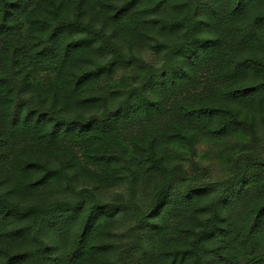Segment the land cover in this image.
Returning <instances> with one entry per match:
<instances>
[{
    "label": "trees",
    "instance_id": "1",
    "mask_svg": "<svg viewBox=\"0 0 264 264\" xmlns=\"http://www.w3.org/2000/svg\"><path fill=\"white\" fill-rule=\"evenodd\" d=\"M0 264H264V0H0Z\"/></svg>",
    "mask_w": 264,
    "mask_h": 264
}]
</instances>
